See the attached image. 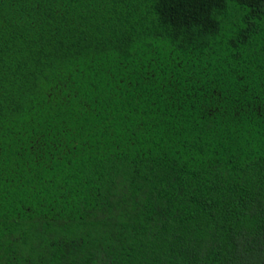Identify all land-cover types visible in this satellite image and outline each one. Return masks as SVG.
I'll return each mask as SVG.
<instances>
[{"label":"trees","instance_id":"16d2710c","mask_svg":"<svg viewBox=\"0 0 264 264\" xmlns=\"http://www.w3.org/2000/svg\"><path fill=\"white\" fill-rule=\"evenodd\" d=\"M0 264H264V0H0Z\"/></svg>","mask_w":264,"mask_h":264}]
</instances>
